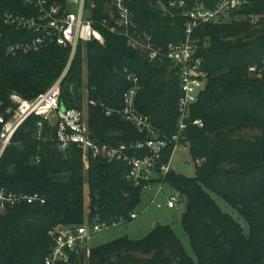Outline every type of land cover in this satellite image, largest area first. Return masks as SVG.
<instances>
[{"label":"trees","instance_id":"trees-1","mask_svg":"<svg viewBox=\"0 0 264 264\" xmlns=\"http://www.w3.org/2000/svg\"><path fill=\"white\" fill-rule=\"evenodd\" d=\"M112 1L86 0L88 19L103 43H84L86 84L82 44L77 46L61 83L60 105L81 109L86 86V100L95 103L86 105L93 138L110 146L143 141L145 135L118 115L106 116L107 109L122 107L127 88L122 72L126 68L139 77L137 110L149 118L160 136L170 138L176 133L180 97L176 70L163 56L149 62L125 37L110 32ZM167 1H127L137 30L150 35L162 52L185 40L186 19L178 11H163ZM184 1L188 9H212L219 0ZM7 11L24 14L28 7L24 0H0V102L4 104L11 94L33 100L45 93L70 57L69 48L55 44L35 52L8 53V47L34 35L5 26L2 15ZM191 40L206 75L205 88L190 109L181 140L188 147L195 172L186 177L171 171L165 184L185 200L179 224L194 258L185 252L170 226H159L141 240L123 237L69 253L61 264H264V0H248L227 22L195 28ZM193 120H201L203 127L192 126ZM37 121L30 117L24 122L1 157L0 188L18 195L37 194L44 203H21L0 210V264H43L53 245L48 235L53 228L78 226L85 220L90 224L123 219L126 224L142 202L141 190L125 178L124 163L90 159L85 180L82 149L59 147L49 132L37 139ZM47 130L44 125L42 134ZM243 130H257L259 135L251 139L238 136ZM171 152L172 146L164 151L165 162ZM216 199L236 212L247 232Z\"/></svg>","mask_w":264,"mask_h":264},{"label":"built area","instance_id":"built-area-1","mask_svg":"<svg viewBox=\"0 0 264 264\" xmlns=\"http://www.w3.org/2000/svg\"><path fill=\"white\" fill-rule=\"evenodd\" d=\"M128 0H113V10L110 19L113 25L108 26L111 33L120 34L127 39L129 46L146 56L149 62L160 56L166 58L176 70L180 97L177 103L176 133L170 138L160 136L154 129L149 118L139 113L136 108V97L141 90L139 77L124 69L122 74L127 88L122 94V107L118 110H106V116L116 114L123 122L131 124L145 135L143 141L110 146L93 138L88 127L87 109L63 108L60 105L61 83L66 76L77 46L90 41L103 43L101 34L96 31L91 21L86 17V0H64L63 3L49 0H24L28 11L24 14L4 12L2 23L16 31L32 33L34 37L8 47V53L35 52L48 44H55L61 48L70 49L68 64L45 92L33 100H25L16 94L8 97L7 104L0 102V160L6 148L10 145L20 127L30 117H37L35 136L37 139L51 133L59 147L76 145L83 151L87 160L102 159L106 161H120L126 165L125 178L134 187L139 188L144 195L154 191L152 204L157 196L163 192L165 177L173 171L171 159L175 150L181 145L183 134L188 127L190 109L198 101V97L206 85V75L203 61L196 56L194 42L191 40L195 28L224 22L231 13L247 4L248 0H219L212 9L198 7L186 8L184 0H168L162 5L163 11H178L186 19L185 40L178 45H171L166 52H162L152 43V37L137 30L134 17L127 6ZM74 6L75 11L70 10ZM255 71V68H250ZM87 104L94 105L92 101ZM87 107V106H86ZM192 126L203 127L201 120H193ZM44 125L48 130L42 134ZM172 146L169 159L164 161V151ZM184 146V145H183ZM187 148V146H185ZM39 163V159H35ZM181 198L171 195L167 198V209H177ZM44 203L39 195H18L0 188V210L13 207L21 203ZM137 213H132L130 219H136ZM123 219L111 222L94 221L78 226H58L49 231L53 245L43 264H61L68 260L69 253L80 251L83 241L89 234L98 233L104 229L123 224ZM89 228V229H88Z\"/></svg>","mask_w":264,"mask_h":264},{"label":"rangeland","instance_id":"rangeland-1","mask_svg":"<svg viewBox=\"0 0 264 264\" xmlns=\"http://www.w3.org/2000/svg\"><path fill=\"white\" fill-rule=\"evenodd\" d=\"M74 6H70L71 11H75ZM89 14L86 10V17L88 18ZM235 19L241 20L242 17H236ZM229 17L224 19V22H227ZM99 43V42H98ZM102 44V43H99ZM81 55H82V62H83V83L86 84L87 78V69H86V62H87V55H86V48L85 45H81ZM171 46V45H170ZM68 64V63H67ZM53 85V84H52ZM51 85V86H52ZM50 86V87H51ZM85 101L82 103V107L86 108V97L87 91L86 86L83 89ZM259 135V131L257 130H243L238 133V136L244 137L247 139L254 138L255 136ZM83 161V172L85 180H87V172L89 170V160H87L84 155L82 157ZM171 168L174 173L179 176H186V177H193L194 176V167L190 159V154L188 147L186 148L183 145H180L175 152L173 153L171 159ZM171 195H176V192L172 190L168 185L163 186V192H161L157 198L154 200L152 204H150L151 199L154 196V191L150 192L148 195H143L142 202L136 213L138 217L136 219H132L130 222L126 224H118L114 227L104 229L95 234H89V236L83 241L81 246L82 251H88L90 249L96 248L100 245L108 244L115 240H118L123 237H127L130 240H141L147 237L158 224L159 226H170L173 232L175 233L176 237L181 242L183 249L185 252L193 257V254L190 249V245L186 235L184 234L179 220L184 213L185 210V200L181 199L180 204L178 205L177 209H167L166 203L167 198ZM219 206L222 208L224 212H227L235 217V219L239 222V224L244 228L245 232H247L246 224L243 222L241 218L238 217L235 211H233L229 206L223 203L221 200L216 199ZM84 211H85V218H87L88 214V190L87 186L85 185L84 188ZM97 218V217H96ZM95 218V219H96ZM85 225L88 226V222L85 220ZM89 229V228H88ZM138 257H140L138 255Z\"/></svg>","mask_w":264,"mask_h":264},{"label":"water","instance_id":"water-1","mask_svg":"<svg viewBox=\"0 0 264 264\" xmlns=\"http://www.w3.org/2000/svg\"><path fill=\"white\" fill-rule=\"evenodd\" d=\"M155 227H159V225L157 224Z\"/></svg>","mask_w":264,"mask_h":264}]
</instances>
